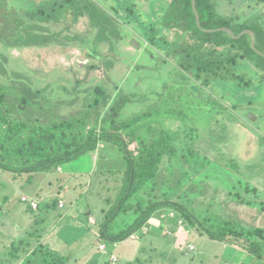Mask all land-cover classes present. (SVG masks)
I'll list each match as a JSON object with an SVG mask.
<instances>
[{"label": "rangeland", "instance_id": "rangeland-1", "mask_svg": "<svg viewBox=\"0 0 264 264\" xmlns=\"http://www.w3.org/2000/svg\"><path fill=\"white\" fill-rule=\"evenodd\" d=\"M92 1L99 7L88 3L85 9L97 8L95 14L109 21L120 37L95 45L96 31L88 19L74 18L67 11L64 18L47 26L45 35L51 43L13 46L12 37H21L22 32L0 16V25L7 27L0 26V85L9 89L5 105L11 117L40 126L82 118L99 90L106 100L118 93L130 96L131 104L122 111L128 117L152 109L168 94H180L169 106L180 105L182 114L153 117L170 133L177 155L164 159L155 182L144 192L156 200L179 202L208 230L219 221L235 229L264 230V85L252 77L250 84L260 85L257 91L246 90L239 98L230 88L225 101L219 102L223 109L212 111V93L199 83L183 82L176 66L145 41L144 35L152 33L169 0ZM77 3L82 6L84 0ZM0 5L16 15L29 7L19 0H0ZM114 6L118 14L109 8ZM215 7L230 21L264 27L263 1L215 0ZM193 87L199 88L197 93L187 94ZM18 98L25 105L15 112ZM104 111L100 104L97 114ZM61 168L62 174L52 169L31 177L0 169V264H233L238 257L225 242L212 241L196 229L187 228L186 233L184 223L176 226L177 215L170 221L162 218L169 208L151 217L148 235L139 240L129 237L115 245L99 243L97 221L103 218L107 193L98 173L124 170L123 153L115 145L99 143L94 151ZM144 192L139 196L147 197ZM21 196L37 201L39 209L31 212ZM56 198L63 201V208L53 205ZM134 218L122 214L111 229L117 232ZM171 224L174 237L161 235L172 229ZM150 226L151 230L156 227L153 232ZM102 244L104 252L98 249ZM253 264H264V260Z\"/></svg>", "mask_w": 264, "mask_h": 264}, {"label": "trees", "instance_id": "trees-1", "mask_svg": "<svg viewBox=\"0 0 264 264\" xmlns=\"http://www.w3.org/2000/svg\"><path fill=\"white\" fill-rule=\"evenodd\" d=\"M19 1L24 5L29 4L24 14L22 11L20 15L14 11L7 12L8 9L3 10L0 5V16L4 22L12 23L22 32L21 37H12L13 46L19 43L23 46L51 43L50 36L45 35L47 26L56 18L60 19L66 10L72 9L75 0ZM195 7L201 30L196 25L191 0H169L167 9L157 17L158 24L153 25L152 33L144 35L145 41L176 66L177 75L183 82L199 83L212 93V111L222 110L219 102L224 100L228 89L232 88L239 98H243L246 90L257 91L260 82L261 86L264 85V57L251 48L249 35L235 39L225 32L205 33L204 30L228 28L234 35L250 30L255 35V49L264 54V27L257 23L234 22L220 16L216 11L215 0H195ZM111 11L116 12L115 8ZM102 21L109 27V34L104 36L108 40L110 35L116 34L115 29H112L109 21ZM4 24L0 26L6 30ZM252 77H256L259 84L252 86ZM198 87L189 88L187 94L197 93ZM7 95L9 89L0 85L1 170L25 173L29 177L34 173L57 170L94 151L99 143L115 145L123 153L126 160L124 170L98 173L107 193L104 197L106 209L103 218L97 221L99 243L115 245L123 242L140 231L156 212L169 208L188 228L201 231L212 241L231 243L257 260H264L262 228L235 229L227 222L219 221L208 230L202 228L201 222L179 202L169 198L156 200L150 193L144 192L145 187L155 182L164 159L172 160L177 155V147L170 133L153 117H175L182 114L180 105L169 106L180 99V94L178 97L168 94V98L163 102L158 101L152 109L150 107L135 115L123 117L122 111L131 104L130 96L118 93L106 100V94L99 90L90 100L89 109L82 118L61 119L46 126L13 119L5 105ZM23 104V99L18 98L14 105L15 112H19L16 107ZM100 104H103L105 111L97 114ZM192 104L188 103L189 106ZM231 106L236 109L238 104L231 103ZM112 183L113 187L106 188V185ZM141 192L146 193L147 197L139 196ZM132 199H136L134 204L131 203ZM58 201V198L53 200V205L57 206ZM122 214H131L135 218L127 227L113 232L110 225Z\"/></svg>", "mask_w": 264, "mask_h": 264}, {"label": "flooded vegetation", "instance_id": "flooded-vegetation-1", "mask_svg": "<svg viewBox=\"0 0 264 264\" xmlns=\"http://www.w3.org/2000/svg\"><path fill=\"white\" fill-rule=\"evenodd\" d=\"M88 3L91 4V3H93V1L92 0H87V2H86L84 0L83 5L81 6V5H79L77 3V0H75L74 3H73V8L66 10L63 13V15L60 17V19L59 18H56L54 21H56V23H57L58 19L61 20L62 18H64L67 11L72 12L74 18H76L78 16H85L88 19L90 26H92V28L96 31V36H95V39H94V44L95 45H101V44H103L105 42L112 41L111 40V37L112 36H114L112 38H116V37L118 38V37H120V35H118V34H115V35L113 34V35H110V38L108 40L107 39H104V36L107 37V35L109 34V32H108V28H109L108 27V24L106 22H103L102 21L103 18L101 16L95 14L97 8L94 7L92 9H90L91 11L90 10H86L84 8V7H86V5ZM93 4H95V3H93ZM96 6L99 7L98 5H96ZM109 8H110V10H113L115 7H109ZM100 9H101V11L103 13H105V14L108 15V13H107V11L105 9H103V8H100ZM116 9L117 8H115V11H116L115 14H118L119 10H116ZM98 18L100 19L99 21L97 20ZM99 22H100V24H99ZM136 47H138V46H136ZM86 53L91 56V53L88 52V49H87V52Z\"/></svg>", "mask_w": 264, "mask_h": 264}, {"label": "built area", "instance_id": "built-area-1", "mask_svg": "<svg viewBox=\"0 0 264 264\" xmlns=\"http://www.w3.org/2000/svg\"><path fill=\"white\" fill-rule=\"evenodd\" d=\"M21 201L22 202H27L29 204V208L31 210H36L38 208L37 203L31 202L27 198H21ZM57 205H58L57 206L58 208H63V206H64L63 201L59 200L58 203H57ZM161 217L162 218H166V219L167 218L173 219V218H175V213L173 211H169L168 213H165ZM177 224H179L178 225L179 227H182L183 221L179 219L178 222H177ZM146 227H147V225H145L144 227H142L140 231L132 234L130 236L132 238V240H139L140 237L147 235L146 233H147L148 229ZM185 232L188 233L187 230H185ZM162 235H167V236L173 237L174 232H172V231H168V232L164 231V232H162ZM98 249H99L100 252H104L105 249H106V246L104 244H102V245L99 246ZM188 249H189V251H192L193 250V247L189 245L188 246ZM111 258H112L113 261H115V262L117 261L114 256L111 257Z\"/></svg>", "mask_w": 264, "mask_h": 264}, {"label": "crops", "instance_id": "crops-1", "mask_svg": "<svg viewBox=\"0 0 264 264\" xmlns=\"http://www.w3.org/2000/svg\"><path fill=\"white\" fill-rule=\"evenodd\" d=\"M61 171V172H60ZM56 172L58 173V172H60L61 174H62V168H59V169H57L56 170ZM59 173V174H60ZM21 198H27L29 201H31V202H35V203H37V205H38V208L36 209V210H31L30 208H29V204L27 203V202H25V203H27V207L29 208V210L31 211V212H36L38 209H39V207H40V204L37 202V201H34L33 199H31V198H28L27 196H21ZM52 206V205H51ZM260 215V214H259ZM256 218H260V216L258 217V216H256ZM169 221V220H168ZM168 223L170 224V222H167V223H165V228H167L168 227ZM173 227H172V229H170V231H172L173 232V230L175 229V225L174 224H171ZM177 226V225H176ZM154 228H156V227H154ZM154 228H152V230H151V226H150V231H152L153 232V229ZM149 231V232H150ZM163 232V231H162ZM162 232H161V235H162ZM148 235V234H147ZM173 237H174V235H173ZM227 245H228V249L230 248V247H233V249H234V251H235V255H238V257L237 258H235V262L233 263V264H253V261H254V263H255V261L257 260L256 258H254V257H252L250 254H248V253H246L244 250H242V249H240L239 247H237V246H235V245H233V244H231V243H227V242H225ZM244 260V262H242Z\"/></svg>", "mask_w": 264, "mask_h": 264}, {"label": "water", "instance_id": "water-1", "mask_svg": "<svg viewBox=\"0 0 264 264\" xmlns=\"http://www.w3.org/2000/svg\"><path fill=\"white\" fill-rule=\"evenodd\" d=\"M191 7H192L193 14L195 16L196 25L201 30V27H200V24H199V16H198V13H197L196 7H195V0H191ZM219 31L225 32V33H227L228 35H230L231 37H233L235 39H238V38H240L243 35H249L251 37V44H250L251 48L253 50H255L257 54H261L259 51H257L255 49V41L256 40H255V35H254V33L252 31H250V30H244L240 34L234 35V33L230 29H228V28H219V29H213V30L212 29L211 30H204L205 33H213V32H219ZM250 117L252 118V116H250ZM250 117H248V119H251ZM252 119L254 120L255 118H252Z\"/></svg>", "mask_w": 264, "mask_h": 264}, {"label": "clouds", "instance_id": "clouds-1", "mask_svg": "<svg viewBox=\"0 0 264 264\" xmlns=\"http://www.w3.org/2000/svg\"><path fill=\"white\" fill-rule=\"evenodd\" d=\"M176 215V214H175ZM174 219V218H173ZM182 220L181 218H178V220ZM171 219H169V221H170ZM178 220H177V222H178ZM183 221V220H182ZM184 223V222H183ZM146 225H148V223L146 224ZM176 225H177V223H176ZM185 225V224H184ZM188 227L185 225L184 226V230H187L188 232H189V230L187 229ZM190 229V228H189Z\"/></svg>", "mask_w": 264, "mask_h": 264}]
</instances>
